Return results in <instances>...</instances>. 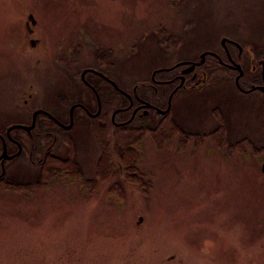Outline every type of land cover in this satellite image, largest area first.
<instances>
[{
    "label": "rangeland",
    "instance_id": "374dc122",
    "mask_svg": "<svg viewBox=\"0 0 264 264\" xmlns=\"http://www.w3.org/2000/svg\"><path fill=\"white\" fill-rule=\"evenodd\" d=\"M233 40L264 56V0H0V136L22 144L0 140V264H264V92L212 56ZM129 97L149 107L126 124Z\"/></svg>",
    "mask_w": 264,
    "mask_h": 264
},
{
    "label": "flooded vegetation",
    "instance_id": "af4514ba",
    "mask_svg": "<svg viewBox=\"0 0 264 264\" xmlns=\"http://www.w3.org/2000/svg\"><path fill=\"white\" fill-rule=\"evenodd\" d=\"M236 51H237V53H236ZM212 56L215 59H217L221 64H225V65H226V62H225L224 58L229 60V62L231 63V65H229V67L232 70H234V71H236L238 73L235 82H236V86L240 89V91L242 93H244V94L252 93L254 91L261 90L260 88L264 87V56L263 57H256L254 55L252 46L247 45V44L245 45V44H243V43H241L240 41H237V40L236 41L233 40L230 47L224 46V52L223 53L222 52L221 53H214ZM207 57H208V55H206L205 57L201 58L202 60H201L200 63H201L202 66H204L206 64ZM244 57H246V58H244ZM261 60H262V65H261V68H260L258 66V63ZM183 63H184V65H182ZM178 65L179 66L182 65L183 67H185L187 71L185 69H184V71H186L187 74H188V73H190V70H193L192 67L200 65V64L195 62V61L192 62V61L189 60L187 62H181ZM177 67L178 66H176L175 68H177ZM170 70L171 69H168V68L163 69L162 71L157 72L156 75H158V74L167 75V73H173L174 72V70H172V71H170ZM203 74H204V78H202V79H208L207 73L203 72ZM251 74H255L256 77L252 76ZM178 79L180 80V83L176 87L175 82ZM196 80H198V77H197L196 74H194L191 78H190V74H188L187 76H185V75L176 76V77L174 76L173 78L164 81V84H165L167 90L168 89L171 90V95L170 96H172V99H173V97L175 96L177 91L178 92L179 91H183L184 89L188 88L189 85H191ZM87 85L89 86V84H87ZM245 86H249L248 87L249 89L246 90ZM161 91H162V89H159L158 87H156L157 95H159ZM100 97H101V95L98 94V98L99 99H100ZM162 97H164V96H162ZM158 98L159 97H157V99ZM129 100H130V102L133 101V102H131V105L128 107L130 109V111L133 110V114H132L131 119L126 121V124H130L131 122L134 121V119L136 118L138 113L141 111L142 107H144V108L145 107H149L148 105H144V103L141 101L142 99H138L139 100L137 102L138 106H136L134 108L136 100H133L132 97H129ZM162 103H163V100L161 99L158 102V104H162ZM77 107H81V108L85 109V111H86V113L88 115H94L95 116L96 114L101 115V113H102V103H101V101L98 104V110H97V112L95 114L91 111L92 107L89 106V105L87 106L86 104L85 105L81 104V105H79ZM155 109L157 110V112L160 111L162 114H166V113L168 114V111L170 110V108L161 109L160 107L159 108L155 107ZM99 110H100V112H99ZM126 110L129 112L128 109H125V111H123V112H126ZM148 114H149L148 110L144 109V115H148ZM41 115H44L45 117H48V119H50L51 122H53L55 125L59 126L61 129H66L67 127H70V126L73 127L75 125V121L73 119L75 114H73V110H72L71 111V115H70V120H69L68 124L62 122L61 119H57V118L53 117V115L50 114V113L49 114L48 113L47 114L41 113V114H38V115L33 114L32 120H30V122H28V123H30L29 125L28 124L27 125H25V124H16V125H13V126L26 127V129L21 128V130L30 133L33 130L39 129L43 124H45V120L44 119H43V121H41ZM113 119H114V114H113ZM32 126H33V129H31V130L27 129V128H31ZM42 132L44 133V132H46V130L45 131L42 130ZM42 132H38V135H41ZM48 133H52V132H48ZM0 140L2 142L3 151L5 150L9 156H13V155H10L8 153L9 143L17 144L18 147H20V151H22V144L16 138L7 135V137L0 136Z\"/></svg>",
    "mask_w": 264,
    "mask_h": 264
},
{
    "label": "water",
    "instance_id": "95a60500",
    "mask_svg": "<svg viewBox=\"0 0 264 264\" xmlns=\"http://www.w3.org/2000/svg\"><path fill=\"white\" fill-rule=\"evenodd\" d=\"M206 56V54H203V56H202V58L203 57H205ZM263 92H264V87H262V88H260ZM99 112H100V110H99ZM98 112V113H99ZM117 113V112H116ZM116 113L114 114V118H115V115H116ZM38 114V112L37 113H35V115H37ZM95 116H98V114H96ZM94 116V117H95ZM114 120V119H113ZM72 126H70L69 128H71ZM14 128H17V129H21V128H24V129H26V127H21V126H13V127H11V129L10 130H12V129H14ZM28 130H31V129H33V126L31 127V128H27ZM12 158V156H9L8 154H7V152L4 150V153H3V155H2V159H11ZM262 171H263V173H264V164H263V166H262Z\"/></svg>",
    "mask_w": 264,
    "mask_h": 264
},
{
    "label": "trees",
    "instance_id": "16d2710c",
    "mask_svg": "<svg viewBox=\"0 0 264 264\" xmlns=\"http://www.w3.org/2000/svg\"><path fill=\"white\" fill-rule=\"evenodd\" d=\"M130 137H131V135H130Z\"/></svg>",
    "mask_w": 264,
    "mask_h": 264
}]
</instances>
